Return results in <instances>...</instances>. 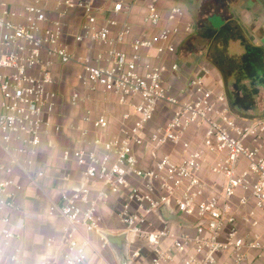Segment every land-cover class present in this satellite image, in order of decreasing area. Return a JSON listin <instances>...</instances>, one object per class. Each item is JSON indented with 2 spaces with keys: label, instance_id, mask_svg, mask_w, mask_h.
Here are the masks:
<instances>
[{
  "label": "built area",
  "instance_id": "obj_1",
  "mask_svg": "<svg viewBox=\"0 0 264 264\" xmlns=\"http://www.w3.org/2000/svg\"><path fill=\"white\" fill-rule=\"evenodd\" d=\"M95 1L56 2L60 16L83 12L73 40L96 51L78 57L69 24L51 18L49 0H22L20 8L0 0V140L10 155L0 162V211L19 209L12 187L21 186L9 176L14 167L32 177L43 136L61 131L53 121L55 66L74 63L71 105L111 91L124 110L113 131L109 114L86 108L82 120L92 126L80 129L86 146L63 150V160L82 169L83 183L50 205L49 214L64 224L60 239L46 242L59 249L45 264L106 263L101 234L110 203L127 235L130 264H264V116L233 111L227 94L209 84L207 64L180 89L171 84L179 63L165 58L177 53L179 35L194 31L182 3L112 0L104 8ZM135 23L144 28L138 34ZM165 203L192 225L162 221L156 210ZM1 221L9 246L20 233L8 213Z\"/></svg>",
  "mask_w": 264,
  "mask_h": 264
},
{
  "label": "crops",
  "instance_id": "obj_2",
  "mask_svg": "<svg viewBox=\"0 0 264 264\" xmlns=\"http://www.w3.org/2000/svg\"><path fill=\"white\" fill-rule=\"evenodd\" d=\"M12 7L20 8L22 0H4ZM58 0H49V14L51 18H61L69 24L70 36L68 41L71 51L76 56L86 54L94 55L96 45L85 41L76 43L73 34L80 31V24L83 22V12L81 10L60 16L56 9ZM112 0H96L99 7L107 8ZM187 4L188 11L184 21H191L194 24V31L190 35L181 34L177 53L166 56L168 64L179 63V71L176 76H171L170 82L175 88L183 87L185 80L195 73V68L199 64H207L211 67V74L208 82L217 90L224 89V76L217 73L216 65L208 56L210 48L224 47L228 56H246L258 53L264 61V0H217L220 11L227 14V18L222 14H217L225 20L219 27H213L211 21L199 23L198 16L193 8L195 0H174ZM182 23L181 28L184 29ZM165 25L166 23H162ZM141 23H135L134 34L143 30ZM148 34H152L156 29H146ZM218 45V46H217ZM98 46V45H97ZM216 50V49H215ZM250 50V54L248 53ZM249 62V60H248ZM79 67L77 64L56 65L55 78L56 89L59 92V105L53 121L61 125L60 132L44 135L43 141L34 156V163L31 165V175L26 174L18 166L10 174V178L21 186V189L12 187L14 199L19 207L18 210L0 211V264H14L11 260L13 255L19 259L17 264H45L46 261L58 254V246L47 247L49 238L60 239V229L64 220L58 215L49 214L50 205L58 202L63 193H68L78 189L83 183L82 169L73 161H65L62 152L65 148L85 147L86 143L81 139L80 129H91L90 123L82 120L84 110L91 108L94 113L106 112L110 117L111 130H117L120 114L124 107L117 103L116 96L111 91H98L91 94V99L84 104L73 106L70 103L72 88L76 85V73ZM248 82V81H247ZM230 89L240 88L242 82L228 78ZM250 87L245 91L252 94V99L258 98L255 106H251L239 115L247 119H256L264 116V81L248 82ZM241 93V92H240ZM238 114V113H237ZM92 137V133L89 138ZM10 155L5 150L0 140V162L7 161ZM21 158H24L21 155ZM26 158V157H25ZM42 172V176H37ZM2 175V174H1ZM4 176V175H2ZM105 220L103 229L112 234L122 233V224L113 210V206L104 209ZM8 213L11 218L12 227L20 233L18 239L11 241L9 246L3 244L2 229L5 226L1 217ZM104 253L107 262L91 258L95 264H119L113 249L108 245Z\"/></svg>",
  "mask_w": 264,
  "mask_h": 264
},
{
  "label": "flooded vegetation",
  "instance_id": "obj_3",
  "mask_svg": "<svg viewBox=\"0 0 264 264\" xmlns=\"http://www.w3.org/2000/svg\"><path fill=\"white\" fill-rule=\"evenodd\" d=\"M217 0H195L193 8L196 12V15L198 16L199 23H206L209 21V18L212 15L222 14L223 17L227 18V14L220 11V6L216 4ZM182 3L188 11L187 4L178 1ZM219 14V15H220ZM249 60V62H248ZM237 67H233V69H229V72L227 75L224 76V89L227 94L228 100L230 102L231 108L233 111H235L236 105L235 103V95L238 92H241L242 95H246V89L244 87L240 88L236 85L235 88L230 89L228 78L232 77L233 75H236L238 78L237 81H240L242 78V75H245L248 77V79H251L253 82H262L264 81V61L262 57L258 54H250L249 58H246V56L241 57V63L235 62ZM242 63H244L242 65Z\"/></svg>",
  "mask_w": 264,
  "mask_h": 264
},
{
  "label": "water",
  "instance_id": "obj_4",
  "mask_svg": "<svg viewBox=\"0 0 264 264\" xmlns=\"http://www.w3.org/2000/svg\"><path fill=\"white\" fill-rule=\"evenodd\" d=\"M209 20L211 21L213 27L219 28L224 23L225 20L222 19L219 15H212ZM240 92L234 94L235 95V105L238 108L249 109V106H241L243 96L239 94ZM156 214L158 217L164 222H173L179 225H192L191 222L183 219L179 215H177L173 210L170 208L168 203H165L160 208L156 210ZM103 236L105 237L108 245L113 249L119 264H130V259L128 257V239L125 232L119 234H112L109 232H102Z\"/></svg>",
  "mask_w": 264,
  "mask_h": 264
},
{
  "label": "rangeland",
  "instance_id": "obj_5",
  "mask_svg": "<svg viewBox=\"0 0 264 264\" xmlns=\"http://www.w3.org/2000/svg\"><path fill=\"white\" fill-rule=\"evenodd\" d=\"M218 46V45H217ZM211 50L209 51L208 56L213 60V62L216 65V71L217 73L219 72L220 74H222L223 76L227 75L229 72V69H233V67H237L236 63H241V56H228V54L224 53L227 52V49L222 47H218L215 48V46L213 48H210ZM216 49V50H215ZM250 54V50L248 52ZM255 54V52H254ZM244 63H242L243 65ZM218 73V74H219ZM233 79L238 80V78L236 77V75L232 76ZM251 79H248L247 76L242 75V78L240 79V82H242V86L246 89H248L250 87V83ZM253 82V81H252ZM258 82V81H257ZM230 86V85H229ZM222 91L225 92V89H223ZM226 93V92H225ZM240 95H242L241 93H239ZM244 98L242 100L241 106H251L257 103L258 98L252 99V94L249 95V93H246V95H242ZM236 110L235 112L240 114L241 112H245L248 109H244V108H238V106H236ZM101 234V233H100ZM103 236V234H101ZM104 237V236H103ZM105 238V237H104Z\"/></svg>",
  "mask_w": 264,
  "mask_h": 264
}]
</instances>
